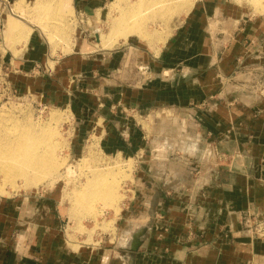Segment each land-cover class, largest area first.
Returning <instances> with one entry per match:
<instances>
[{
    "label": "crops",
    "instance_id": "1",
    "mask_svg": "<svg viewBox=\"0 0 264 264\" xmlns=\"http://www.w3.org/2000/svg\"><path fill=\"white\" fill-rule=\"evenodd\" d=\"M68 1L76 20L96 24L109 4ZM6 2L0 16L9 29ZM222 4L195 3L155 53L127 43L108 52L53 56L35 32L24 44L0 48V67L11 68L1 74L2 84L18 93L41 92L52 106L72 112L74 154L92 132L105 152L135 161L122 240L137 245L74 248L62 208L50 196L32 207L43 210V220L28 217L25 229L24 201L0 196V264H264V241L244 222L264 219V98L246 102L230 91L231 82L224 84L247 67L264 68V39L259 31L250 42L242 32L232 44L216 39ZM133 57L144 76L135 71L134 81L116 79ZM165 112L177 125L159 122Z\"/></svg>",
    "mask_w": 264,
    "mask_h": 264
},
{
    "label": "rangeland",
    "instance_id": "2",
    "mask_svg": "<svg viewBox=\"0 0 264 264\" xmlns=\"http://www.w3.org/2000/svg\"><path fill=\"white\" fill-rule=\"evenodd\" d=\"M1 1L6 2L5 0H0V3ZM39 1L40 0H16L15 4L12 5L6 3L8 5L6 7H8L9 10L7 12L9 14L7 15L8 19L10 20L8 27L9 29H7V27L5 28V20L3 19V21L0 22V48L3 47L4 50H7L12 43L14 45H16L15 43L24 44L25 40L27 41V38L24 40L22 39L23 37L20 38V35L22 29H25L28 34L35 32L38 38H40L42 42H45V46H48L49 53H51L53 56L69 55L73 51L87 53L88 50H102L104 52H108L116 48H124L127 43L137 46L142 50H149L155 53L156 51L158 52V50L163 48L164 45L172 38L175 27L180 24L183 18L187 16L190 10H192L195 3L200 0H182L181 2L184 3V7H182L179 12L172 14L169 19H166L164 17L162 18L161 16L157 15L155 4L153 5V3H150L148 0H109V4L104 10L103 16L97 24L93 22L87 23L86 21L79 22L78 20H76L75 11L68 0H46L48 2V7L50 5L53 6V8H60V15H52L49 12L47 15L44 14V12L46 13V11H44L40 16L39 13H42L40 9L35 10L34 8L36 3ZM220 1L223 3L221 5L222 16L218 19L220 21L218 22V25H215L213 28L216 34L220 33L218 36H216V39H218L219 41H223L224 37H227V41L230 40L229 42L232 44L235 37L236 39L238 38L240 32H242V36L245 37V40H248L250 36L258 31L260 32V41L264 39V0ZM65 6L67 8H65ZM43 7H45L43 9L46 10V4ZM131 7L133 8L134 13H137L132 16L130 15L131 17L128 15L127 17H125V13L129 11V8L131 9ZM37 11L38 13H36ZM122 15L127 18L123 19L124 22L126 20L130 25H127L124 22V24L122 23ZM143 17L146 18V20ZM56 18L58 19L56 20ZM115 20L122 23V28H124L125 24L126 27H131L132 25L139 26L136 24H143V27L141 26L142 30L139 32L136 29L131 32L130 28H126V32L127 34H129L127 38L124 36H127V34L124 33H118L119 35L115 34L113 36V31H116V29L118 28L117 25L120 23L118 22L117 24ZM92 26L94 28H92ZM114 27L116 29H114ZM143 28L144 30L146 29L147 31H145L150 35L155 34L157 36H162L165 41L158 44L156 42H154L155 44L153 42H146V40L142 36V31H144ZM261 43L264 46V40ZM2 55L3 54L0 52L1 59ZM130 61L131 64L129 63L128 67H133L134 73L135 71L138 72L135 68L136 64H139L136 63L137 58L133 57L130 59ZM127 65L128 64H126V66ZM4 66L7 65L4 64ZM9 71H11V68L0 67V76H2L1 74L9 73ZM231 87L232 86H230V89L233 90L232 92L237 93L234 92V87ZM50 103L51 102L49 101H45L44 96L41 92L18 93L11 88H7L6 84H2L0 82L1 135L2 131H4L3 128H5L7 124H9L8 126H6L5 130L8 129L11 123H14L13 120L15 121V123H17V121L18 123H25L28 119L31 118L28 122H31L36 126L38 124V128H47L46 125H49V129L53 127V130L54 128L56 130H54L53 132V134L55 133L56 136L53 134L51 135V141L54 142H52V145L49 144L50 146H52V149H50H55L56 152L53 150L52 153L55 158L57 157L56 160L59 159L60 161H57L59 167L56 168V172H54L53 174L48 173L50 177L46 173L43 174V172H41V174H43L42 176L46 174L48 178L42 177L41 179V177H38L39 175L41 176V174L36 175V171L38 170L34 171L33 169H30V176L33 175L31 173L34 171V175L38 177L39 180L45 179L43 181L40 180L39 183H36L38 179H36L34 176H31V178L33 180L36 179V182H34L32 179V181L29 180L30 177L28 179L27 177L25 178L22 176H17L16 178L13 177L15 179L14 181H11L12 183H10V181H6L5 178H3L4 175L2 174V172H0V196L3 198L13 196L17 198L19 197L21 199V204L22 201H24V212L22 213L21 218L25 221L23 222L24 229L27 227V221L29 220L32 221L33 219V222L43 220V210L37 209L38 206L43 205V199L47 196H50L53 204L62 208V217L60 218V220L64 225V232L66 233V236L72 247L77 248L79 244H94L99 246L100 248H105L107 250L117 247L120 248L119 250H123V248H129L128 250H130V248H135L137 245L132 241H130L131 244L128 245L122 240V238H125V234H127L126 231L129 230V227H127V225L129 219L131 218L125 215L124 208L126 203L130 201V197L132 195L134 184L133 180L135 175V161L133 159H128L121 154L116 155L111 154L110 152H105L100 146L98 135H93L92 132L85 135L86 139L84 141L86 147L79 154H74L71 147L74 135L72 129V126L74 125L72 112L70 110L62 109L57 105L52 106V104ZM167 114L168 113L165 112L164 114H162V116L160 115L161 117H159V122H164L163 126L169 129V127H171L172 125H177V120H169L171 116ZM8 131V133H10V131L12 132V130ZM57 132L59 133V135L56 134ZM49 145H47V148L50 147ZM90 150H92V152ZM89 155L93 156L90 157ZM107 166H109V169L106 168ZM95 167H100L99 172H104L111 169L110 172H112V175H110L111 177L109 178L111 182L113 181V176L118 177L117 179H115L116 177H114L113 182L116 181L119 194V200L116 202L117 204H114V206L116 207L118 205L119 208H114L113 206H109L110 208H103V202L96 201L97 203L95 202V204L93 202L95 206L92 207L93 210L90 208L92 210L91 212V210H87L90 207V205H87L89 203H84L85 205L82 203V207V204L80 205L79 203H77V199L75 200V197H77V193L86 186L85 184H87V180L93 178V174L98 172V169L96 168V171ZM91 169H95L96 172L94 171L93 173ZM102 169L104 170L101 171ZM68 170L71 171V174ZM25 181H30L32 183L34 182L35 184L34 186H32V183H26ZM33 205H36L37 209L32 210ZM84 206L86 207V209L84 208ZM81 207L82 209L84 208L87 212L89 211V216L85 210H81ZM100 209L101 211H103L101 212ZM81 211L82 214L83 212L86 214L81 215ZM95 214L97 215L95 216ZM28 217H30L29 220H27ZM252 219L254 220V217H252ZM260 220L263 219H259V221ZM244 222H246L247 224L245 225V228L250 231V234L254 238L264 241V236L260 237L255 232V228L253 227V224L250 222V220L246 221L244 219ZM262 230L264 231V228H262ZM134 236L136 235H133V239L135 238Z\"/></svg>",
    "mask_w": 264,
    "mask_h": 264
},
{
    "label": "bare ground",
    "instance_id": "3",
    "mask_svg": "<svg viewBox=\"0 0 264 264\" xmlns=\"http://www.w3.org/2000/svg\"><path fill=\"white\" fill-rule=\"evenodd\" d=\"M150 3H153V5L155 4V6H156V13H157V15H159V16H161L162 18L164 17V18H170V16L172 15V14H174V13H177V12H179L180 11V9L182 8V7H184V3L183 2H181L182 0H148ZM260 1V0H259ZM46 2V3H45ZM148 2V3H149ZM181 2V3H180ZM48 2L46 1V0H40L39 2H37L36 3V5H35V10H38V9H40V11L42 12V13H39L40 14V16H41V14H43V12L44 11H46V13L44 12V14H47L48 15V12L49 13H51L52 15H60V12H59V9L60 8H53V6H50L49 5V7H48V4H47ZM144 3V2H143ZM149 3V4H150ZM45 4H46V10H44L43 8H45V7H43V6H45ZM157 4V5H156ZM51 5H53V4H51ZM67 5H68V3H67ZM136 5V4H135ZM183 5V6H182ZM54 7H55V5H54ZM135 7V6H134ZM139 7V6H138ZM188 7H190V6H188ZM65 8H67L66 6H65ZM42 9H43V11H42ZM124 9V8H123ZM34 10V11H35ZM125 10V9H124ZM123 12V11H122ZM36 13H38V11L36 12ZM137 13V12H136ZM136 13H134V11H133V8L131 7V9L129 8V11H127L126 13H125V17H127V15L128 16H132V15H135ZM142 13V12H141ZM50 14V15H51ZM49 15V16H50ZM139 15V14H138ZM123 15H122V20L123 19H127V18H125ZM130 16V17H131ZM53 17V16H52ZM55 17V16H54ZM59 17V16H58ZM139 18V17H138ZM144 18V17H143ZM58 18H56V20H57ZM145 20H146V18H144ZM117 20H119V19H117ZM121 20V21H122ZM116 21V20H115ZM114 21V22H115ZM137 21H138V19H137ZM117 22V24H118V22H120V21H116ZM115 22V23H116ZM124 22V20L122 21V23ZM134 22V21H133ZM122 23L120 22L117 26H118V28L116 29L115 27H114V29H116V31L114 32L113 31V36L115 35V34H118V33H124V34H127V29L128 28H130L131 29V32L132 31H134L135 29L139 32V31H141L142 30V25H140V24H136V25H139V26H135V25H132L131 27H126V24L127 25H130L129 24V22L127 23V21L125 20V22L124 23H126L125 25H124V28H122ZM123 23V24H124ZM134 24V23H133ZM142 26V27H141ZM56 27V26H55ZM113 27V26H112ZM127 28V29H126ZM114 29H112V30H114ZM124 29V30H123ZM126 29V30H125ZM143 30H144V28H143ZM146 30V29H145ZM142 31L143 32V35H142V33H141V35L144 37V39L146 40V42H148V43H154V42H156L157 44L158 43H160V42H163V41H165L164 40V38L162 37V36H157V35H150L148 32H146V31ZM136 31V32H137ZM130 32V33H131ZM123 34V35H124ZM137 34V33H136ZM169 34V33H168ZM112 35V34H111ZM119 35V34H118ZM128 35L129 34H127V36L126 35H124L126 38L128 37ZM140 35V34H139ZM140 35V36H141ZM124 36H122V37H124ZM21 37H23L22 39H26L27 37H29L28 36V32L26 31V30H22V32H21V35H20V38ZM117 37V36H116ZM115 38V37H114ZM118 38H119V36H118ZM125 38V39H126ZM112 42V41H111ZM155 44V43H154ZM153 44V45H154ZM155 47V46H154ZM10 117V116H9ZM3 118H5V117H3ZM27 118H30V117H27ZM61 118V117H60ZM15 119V118H14ZM26 119V118H25ZM31 119V118H30ZM30 119H28L27 120V122H25V123H18V121H17V123H15V121L13 120V124L11 123V125H10V127H8V129H6L5 130V128H6V126H8L9 124H7L6 126H5V128H3L4 129V131H2V135H1V132H0V172H2V174L4 175V177L3 178H5V180L6 181H10V183H12L11 181L13 180L14 181V179L17 177V176H22V177H27L28 179H29V177H30V179L29 180H31L32 178H31V176L33 177H35L36 179H38V181L36 182L35 180H33L34 182H36V183H39V181L42 179V177H47L48 178V176L50 177V175H48V173L49 174H53L54 172H56V168L57 167H59L58 166V164H57V161H59V159H57L56 160V158H55V156L53 155V150L55 151V149H53V150H51L52 148V146H50V145H52L53 143L52 142H54V141H51V135L53 134V132H54V130H55V128H54V130H53V127H51L50 129H52V130H50L49 129V125H46L47 126V128L45 127H41V128H38V124H37V126L36 125H34L33 123H31V122H28V121H30ZM57 119V118H56ZM59 119V118H58ZM10 120V119H9ZM22 120H23V118H22ZM5 121H6V119H5ZM11 121V120H10ZM32 122H33V120H32ZM6 124V123H5ZM39 126H41V125H39ZM4 127V126H3ZM1 128V127H0ZM3 129H1V130H3ZM8 130H12V132L10 131V133L12 134H10V133H8L9 131ZM56 131V130H55ZM57 135H59V133L57 132L56 133ZM53 135H55V133L53 134ZM56 136V135H55ZM57 138V137H56ZM52 139H53V136H52ZM55 140V139H54ZM58 140V139H57ZM61 140V139H60ZM51 142V143H50ZM55 142H57V141H55ZM50 144V145H49ZM47 145H49L50 147L49 148H47L48 146ZM56 145V144H55ZM91 145H93V144H91ZM54 147V146H53ZM51 148V149H50ZM90 149V148H89ZM89 151V150H88ZM91 152H92V150H90ZM95 151V150H94ZM56 152V151H55ZM91 155V154H90ZM89 155V156H90ZM61 156V155H60ZM60 156H59V158H60ZM93 156V155H92ZM92 156H90V157H92ZM87 159H90V158H87ZM92 159V158H91ZM60 162V161H59ZM62 164V163H61ZM60 164V165H61ZM62 166V165H61ZM101 167V166H100ZM99 167V168H100ZM109 166H107L106 168L107 169H109L108 168ZM70 168V167H69ZM97 167H95V169H96ZM99 168H97L98 169V172H96L97 171V169H96V171H95V169H91V171L94 173V171L96 172V173H91V174H93V178H91L90 180H87V184H85L86 186L82 189V190H80L78 193H77V197H75V200L77 201V203H79L80 205L83 203H85V204H87V203H89V204H87V205H90V207H89V209H87V210H91L92 209V207H95L94 206V204H95V202L96 201H102L103 202V204H104V207L103 208H105V207H107V208H110L109 206H113L114 208H117L118 207V205L115 207L114 206V204L119 200V194H118V188H117V185H116V181L115 182H113L114 181V177H116V176H113V181L111 182L110 180H109V178L111 177L110 175H112V172H110V170H108V171H104V172H99ZM30 169H33L34 171L35 170H38V171H36V175H38V174H41V172H43V174L44 173H46L44 176H42L43 174H41V176L39 175L38 177H41V179L39 180V178L38 177H36L35 175H34V171L31 173V174H33V175H31L30 176V172H31V170ZM59 170V169H58ZM104 169H102L101 171H103ZM30 171V172H29ZM69 172H70V174H71V171L70 170H68ZM39 172V173H38ZM68 173V172H67ZM28 174V175H27ZM52 176V175H51ZM125 176V175H124ZM13 177H15V178H13ZM19 177V178H20ZM118 177H116L115 179H117ZM88 179V178H87ZM31 180V181H32ZM43 180H45V179H43ZM43 180H41V181H43ZM119 180V179H118ZM123 180V179H122ZM26 182V181H25ZM27 182H30V181H27ZM26 182V183H27ZM32 183V182H30V183H32L33 185L32 186H34V184L35 183ZM118 182V181H117ZM121 182V181H120ZM27 185V184H26ZM118 185H120V184H118ZM83 187V186H82ZM119 187H121V186H119ZM119 189H121V188H119ZM121 191V190H120ZM121 194V193H120ZM75 196H76V194H75ZM122 198V197H121ZM93 202H94V204H93ZM76 203V204H77ZM92 203V204H91ZM97 203V202H96ZM83 204H82V207H83ZM84 204V205H85ZM102 204V203H101ZM117 204V203H116ZM86 205V206H87ZM79 207V206H78ZM82 207H81V210L83 211V210H85L86 209V207L84 206V208L82 209ZM87 207V208H88ZM91 208V209H90ZM112 208V207H111ZM119 208V207H118ZM98 209V208H97ZM96 209V210H97ZM93 210V209H92ZM92 210H91V212H92ZM95 210V209H94ZM99 210V209H98ZM97 210V211H98ZM107 210V209H106ZM82 211H81V215H83V214H86V213H84L83 212V214H82ZM86 211V210H85ZM88 211V212H89ZM100 211H101V209H100ZM99 211V212H100ZM103 211V210H102ZM101 211V212H102ZM87 212V211H86ZM87 212V213H88ZM94 213H95V211H94ZM98 213V212H97ZM92 215V214H91ZM90 215V216H91ZM97 214H95V216H96ZM84 216H86V215H84ZM88 216H89V213H88ZM94 216V217H95ZM92 217V216H91ZM135 237H138V234H136V236Z\"/></svg>",
    "mask_w": 264,
    "mask_h": 264
},
{
    "label": "built area",
    "instance_id": "4",
    "mask_svg": "<svg viewBox=\"0 0 264 264\" xmlns=\"http://www.w3.org/2000/svg\"><path fill=\"white\" fill-rule=\"evenodd\" d=\"M8 3V1L6 2ZM3 21V18L0 16V22ZM131 68V69H130ZM126 67L124 70L119 72L117 75H115V78L118 80H123L127 82H131L132 80H136V77H133L132 74L134 72L133 67ZM138 73H140L141 76H144L146 69L143 66H135ZM228 82H231V88L234 87V92H238L239 98L246 102H250L247 98H257V99H263L264 98V68L261 66H250L246 69L242 70L237 74L234 78L228 79L225 81V86ZM137 82H140V79H137ZM234 83V84H232ZM230 87V85H229ZM233 91V90H231ZM246 99H245V98ZM169 120H172V117L169 118ZM253 227L255 228V232L260 236H264V231L262 228H264V219L263 220H257L253 223Z\"/></svg>",
    "mask_w": 264,
    "mask_h": 264
}]
</instances>
